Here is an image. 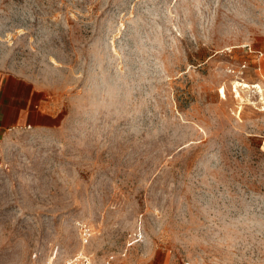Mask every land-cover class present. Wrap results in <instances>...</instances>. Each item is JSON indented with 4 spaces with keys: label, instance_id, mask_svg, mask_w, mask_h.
Here are the masks:
<instances>
[{
    "label": "rangeland",
    "instance_id": "1",
    "mask_svg": "<svg viewBox=\"0 0 264 264\" xmlns=\"http://www.w3.org/2000/svg\"><path fill=\"white\" fill-rule=\"evenodd\" d=\"M0 69V264H264V0H0Z\"/></svg>",
    "mask_w": 264,
    "mask_h": 264
},
{
    "label": "crops",
    "instance_id": "2",
    "mask_svg": "<svg viewBox=\"0 0 264 264\" xmlns=\"http://www.w3.org/2000/svg\"><path fill=\"white\" fill-rule=\"evenodd\" d=\"M55 117L30 79L0 69V135L22 126H48Z\"/></svg>",
    "mask_w": 264,
    "mask_h": 264
},
{
    "label": "built area",
    "instance_id": "3",
    "mask_svg": "<svg viewBox=\"0 0 264 264\" xmlns=\"http://www.w3.org/2000/svg\"><path fill=\"white\" fill-rule=\"evenodd\" d=\"M89 234V228L82 226V239L85 242ZM44 264H94L92 255L83 250L78 251L72 256L57 259L50 257Z\"/></svg>",
    "mask_w": 264,
    "mask_h": 264
},
{
    "label": "bare ground",
    "instance_id": "4",
    "mask_svg": "<svg viewBox=\"0 0 264 264\" xmlns=\"http://www.w3.org/2000/svg\"><path fill=\"white\" fill-rule=\"evenodd\" d=\"M244 86H250L248 83H245Z\"/></svg>",
    "mask_w": 264,
    "mask_h": 264
}]
</instances>
